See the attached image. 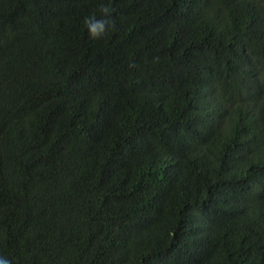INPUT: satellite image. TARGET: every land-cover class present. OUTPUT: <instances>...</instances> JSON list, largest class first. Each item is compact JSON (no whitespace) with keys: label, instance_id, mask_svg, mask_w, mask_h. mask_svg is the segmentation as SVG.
Returning <instances> with one entry per match:
<instances>
[{"label":"trees","instance_id":"obj_1","mask_svg":"<svg viewBox=\"0 0 264 264\" xmlns=\"http://www.w3.org/2000/svg\"><path fill=\"white\" fill-rule=\"evenodd\" d=\"M0 261L264 264V0H0Z\"/></svg>","mask_w":264,"mask_h":264},{"label":"clouds","instance_id":"obj_2","mask_svg":"<svg viewBox=\"0 0 264 264\" xmlns=\"http://www.w3.org/2000/svg\"><path fill=\"white\" fill-rule=\"evenodd\" d=\"M102 10L105 13H108L109 9L102 6ZM114 27V21L108 22ZM105 21H96L93 16H90L85 19V26L88 29L89 35L92 39H98L105 32ZM0 264H6L5 261H0Z\"/></svg>","mask_w":264,"mask_h":264}]
</instances>
